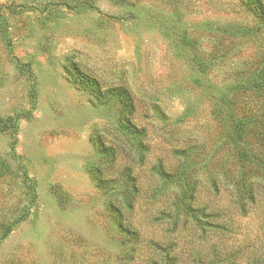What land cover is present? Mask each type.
Returning a JSON list of instances; mask_svg holds the SVG:
<instances>
[{
  "label": "rangeland",
  "instance_id": "obj_1",
  "mask_svg": "<svg viewBox=\"0 0 264 264\" xmlns=\"http://www.w3.org/2000/svg\"><path fill=\"white\" fill-rule=\"evenodd\" d=\"M233 20L253 22L238 0H0V264H145L157 250L175 264L215 256L217 264H249L264 256V188L241 210L224 185L239 161L226 142L228 108L214 96L218 87L230 90L262 45L233 35L222 46L221 26ZM74 67L105 85L126 84L138 100L139 130L122 140L140 157L121 154L110 191L139 190V243L118 231L109 189L90 173L98 156L92 136L111 141L121 105L75 85ZM260 94L233 97L242 115V102L254 112L249 132L259 138ZM17 115L14 130L6 122ZM183 158L199 177L196 202L210 230L167 217L180 188L170 189L156 169L173 170ZM32 183L37 195L27 219L1 240L31 202Z\"/></svg>",
  "mask_w": 264,
  "mask_h": 264
},
{
  "label": "trees",
  "instance_id": "obj_2",
  "mask_svg": "<svg viewBox=\"0 0 264 264\" xmlns=\"http://www.w3.org/2000/svg\"><path fill=\"white\" fill-rule=\"evenodd\" d=\"M238 2L245 7L253 22H244V20L235 22L233 20L224 24L221 26L223 32L219 36V43L221 42L222 46H231L236 41L232 36L239 35L240 39L248 41H257V38H259L262 45L260 48L258 46L256 50H253L254 53L244 62V67L237 73L238 75L232 82L230 90L224 92L218 87L216 93L219 92V94H215L214 97L220 103V107L226 105L228 108L226 111L229 114V117L227 116L228 125L226 130L228 132L226 142L235 148L239 161L238 164L236 162L235 166L230 167L232 171L226 174L224 185L231 186L235 204L241 210H245L255 200L259 186L264 188V137L261 136L263 138H259L257 133L256 136L251 135L250 129L256 131L252 122L253 119L252 121L250 120L254 112L249 110L247 103L242 102L245 107H243L245 115H242L240 112L242 106L238 108L233 97L235 95V98L238 99L240 96L242 99L243 94L254 93L253 97L259 98L257 95H262L260 93L264 92V0H238ZM211 32L215 33L216 30L212 29ZM68 71L72 72V70ZM31 76L35 79V74H31ZM69 76L75 85L87 90L97 101L108 103L115 99L121 105V116L117 126L112 127L111 131L115 132L113 136L111 135V141L105 140L97 132L92 136L93 143L98 150V156L92 163L90 173L99 187L109 189L106 202L112 212L118 231L131 236L132 239L139 243L141 233L133 220L139 190L137 189L135 192L133 190H126V192L110 191V184L118 181L117 175H113V173L117 170V166L122 159L121 154H127L129 158L134 160L135 157H140L138 153L127 149L122 140L127 135L139 130V125L136 121L138 100L126 84L114 83L105 85L97 76L87 73L79 67H74L73 74H69ZM31 95L35 101L37 97L35 80L31 88ZM19 120V115L16 117L9 116L6 124L16 130ZM12 148L13 150L15 149V143H12ZM126 151L128 152L126 153ZM187 167L188 165L183 158L182 162L173 170L168 168L156 169L159 177L164 178L170 189L174 186L180 188L173 189V209L169 210L171 215L167 217L173 223L184 219L185 222L191 221L196 228L199 227L204 231L210 230L214 226H211V221L205 218L206 208L199 206L196 202L199 177L192 176L191 170ZM26 177L27 175L24 174L23 178L25 179ZM28 185L31 190V202L23 206L22 210L24 212L19 218L6 224L1 240L11 233L15 225L26 220L31 211V204L37 194L35 184ZM152 254V256L150 255L146 258L145 264H160L163 258L167 261L166 264H175L170 253L161 254L157 250V252ZM215 259H217V256L207 263L203 262L201 264H217L214 262ZM249 264H264L263 254L255 255Z\"/></svg>",
  "mask_w": 264,
  "mask_h": 264
}]
</instances>
